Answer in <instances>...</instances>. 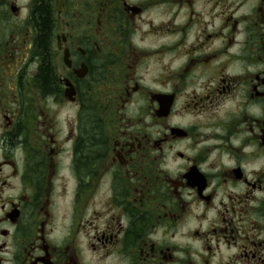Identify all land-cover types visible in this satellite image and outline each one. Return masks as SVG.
<instances>
[{"label": "flooded vegetation", "instance_id": "flooded-vegetation-1", "mask_svg": "<svg viewBox=\"0 0 264 264\" xmlns=\"http://www.w3.org/2000/svg\"><path fill=\"white\" fill-rule=\"evenodd\" d=\"M0 264H264V0H0Z\"/></svg>", "mask_w": 264, "mask_h": 264}, {"label": "trees", "instance_id": "trees-1", "mask_svg": "<svg viewBox=\"0 0 264 264\" xmlns=\"http://www.w3.org/2000/svg\"><path fill=\"white\" fill-rule=\"evenodd\" d=\"M44 16L46 15V13L43 14ZM44 27H45V34H48L49 33V24H48V21L45 19L44 21ZM46 69V70H45ZM45 75L47 76V78L49 79V68L48 67H45Z\"/></svg>", "mask_w": 264, "mask_h": 264}]
</instances>
